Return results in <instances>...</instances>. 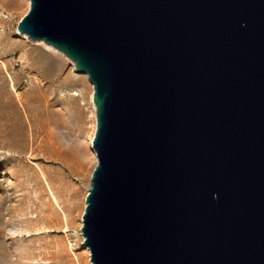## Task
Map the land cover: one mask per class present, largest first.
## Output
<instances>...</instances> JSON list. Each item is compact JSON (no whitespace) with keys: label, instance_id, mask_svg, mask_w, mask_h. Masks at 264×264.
Segmentation results:
<instances>
[{"label":"water","instance_id":"obj_1","mask_svg":"<svg viewBox=\"0 0 264 264\" xmlns=\"http://www.w3.org/2000/svg\"><path fill=\"white\" fill-rule=\"evenodd\" d=\"M30 1L94 86L93 264H264V0Z\"/></svg>","mask_w":264,"mask_h":264},{"label":"rangeland","instance_id":"obj_2","mask_svg":"<svg viewBox=\"0 0 264 264\" xmlns=\"http://www.w3.org/2000/svg\"><path fill=\"white\" fill-rule=\"evenodd\" d=\"M30 5L0 0V264H93L82 227L98 164L94 86L19 34Z\"/></svg>","mask_w":264,"mask_h":264},{"label":"bare ground","instance_id":"obj_3","mask_svg":"<svg viewBox=\"0 0 264 264\" xmlns=\"http://www.w3.org/2000/svg\"><path fill=\"white\" fill-rule=\"evenodd\" d=\"M31 2V1H30ZM23 35V34H22ZM25 38H27V39H29L26 35H23ZM30 40V39H29ZM30 41H32V40H30ZM33 42V41H32ZM34 43H36V42H34ZM45 45L46 46H48L49 48H52V49H55V48H53L52 46H50V45H48V44H46L45 43ZM56 50V49H55ZM58 52H60V51H58ZM66 56V55H65ZM88 76V75H87ZM89 78V77H88ZM50 123V122H49ZM31 131H33V130H31ZM35 134V133H34ZM34 137V136H33ZM51 138V137H50ZM91 149L93 150V152H94V154L97 156V154H96V151L94 150V147H93V141L91 142ZM83 235V234H82ZM83 238H84V236H83ZM85 239V238H84ZM87 249H89L87 246H85ZM90 251V250H89ZM90 259H91V252H90ZM92 262V261H91ZM93 263V262H92Z\"/></svg>","mask_w":264,"mask_h":264}]
</instances>
